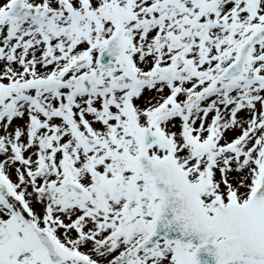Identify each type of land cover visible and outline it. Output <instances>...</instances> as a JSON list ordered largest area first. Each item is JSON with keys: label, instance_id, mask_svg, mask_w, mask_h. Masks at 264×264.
<instances>
[{"label": "snow or ice", "instance_id": "snow-or-ice-1", "mask_svg": "<svg viewBox=\"0 0 264 264\" xmlns=\"http://www.w3.org/2000/svg\"><path fill=\"white\" fill-rule=\"evenodd\" d=\"M0 264H264V0H0Z\"/></svg>", "mask_w": 264, "mask_h": 264}]
</instances>
